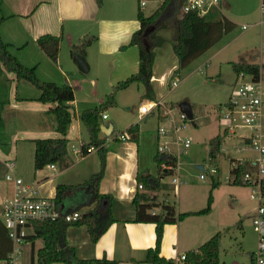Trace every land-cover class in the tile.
<instances>
[{"label": "crops", "instance_id": "obj_1", "mask_svg": "<svg viewBox=\"0 0 264 264\" xmlns=\"http://www.w3.org/2000/svg\"><path fill=\"white\" fill-rule=\"evenodd\" d=\"M150 1L152 0H147L144 6ZM227 3L226 0H222L221 10L214 12V14H219L221 12L227 20L233 23L222 11L223 7H227ZM138 8L143 12V6L140 7L138 5L136 9L135 0H102L101 5H98L96 0H0V36L2 39L4 38V42L9 45L11 44L10 47L14 50L18 49L23 51V49L29 47V50L33 52H30L28 55L29 62L25 61L26 59H22L19 54L18 57L26 64L33 62V66L36 69L37 63L43 60V57L38 52L36 39L44 34L62 35L58 54L59 57L57 60H63L64 65L57 66V71L59 73L54 70L51 71L52 77L57 79L53 81L49 79V82L56 83L61 79L62 81H60V83L62 84L66 82L70 83L74 95L70 107H74L76 102V89L85 91L87 84L90 83L92 86L97 87L101 83L107 90H110L115 83L126 79L137 71L139 63L138 48L136 45H129L128 43L131 34L139 28V22L136 17ZM257 24H259V21ZM165 31L169 32L167 29L159 31L164 39ZM168 35L170 39V32ZM88 40L90 44L85 49V54L83 56L84 66L81 68L78 63V58L82 55L80 53L72 54L71 48L74 45H80ZM122 46H126V48L121 49ZM161 47L155 49L151 77V86L154 96L151 98H161L166 101L165 96L168 92H164L165 84H167L169 75L177 71L178 68L176 55H172L171 52L170 54H167V52L160 53ZM40 51L42 50L40 49ZM256 56H254V54L251 55L252 58ZM260 74L263 79L262 72H260ZM174 79H177V82H179L177 77ZM135 84L137 85L135 89L141 91V85L139 83ZM131 85L128 87H131ZM93 92L96 93V89H93ZM151 98L142 97L140 104ZM103 99L104 98H100L99 101L102 102ZM168 103L172 104L171 102ZM53 106H51V108ZM138 107L136 113L128 112L122 117L117 112L113 113L108 124L103 123L104 119L109 118L107 113H104L106 115L105 118L101 117L100 119V127L105 126L108 128V131L105 132L100 128V136L106 139L104 144L106 154L104 173L99 182V191L104 194L112 195V213L115 221L109 225L107 230L95 243L89 241L88 233L84 226H71L68 228L66 235L67 242L75 249L76 256L79 258H107L109 260L118 261L119 264H152L146 263L144 258L147 249L155 246V224L151 222L132 221L134 218V205L132 200L136 194L143 191V189L137 188L138 183L136 181V175L140 172H148L151 175L157 174V167L154 161L155 153L147 148L142 141V126H140L137 142L125 140L123 138L126 136L125 129L129 125L139 121L141 122L149 117V120L152 119L156 121L157 118L155 116L141 118ZM75 118L77 128L81 131L80 124L82 122L79 119V114H77ZM191 123L194 124L193 121ZM73 125V122H71L67 131V136H69ZM220 137V134L216 137L217 142H214V148H219ZM86 142L87 141H85L82 136L78 138L79 145ZM239 143L238 149L236 148V150L242 151L241 156L229 158V172L232 162L245 164L247 167H250V170L254 169L252 160L255 153L249 148H245L241 138ZM79 145L75 152L76 155H79V159L75 162H70L67 154L63 164H54L53 168L48 165L39 170H34L33 168V150V154L31 155L32 171L26 178L31 176V178L35 179L34 181L30 180V182H25L36 184L39 194L42 196L52 197L55 185L58 183L56 179L76 163V165L84 163V161L89 159L92 153L96 151L93 148H89L87 154L82 156L79 153ZM246 151L251 153H246ZM4 155V158L0 159V205L11 191L10 184L3 179L4 166L1 162L8 157L6 154ZM95 164H98V169L94 170L90 167L89 171H86V174H88L86 176L88 177L84 178L83 181L99 170V160L94 162V166ZM153 165L156 167L155 172H152ZM61 166L63 167L58 170L57 167ZM21 170L20 166L16 164V173H20ZM44 170H49L52 174L42 175L41 173ZM228 179H230L229 176L227 177V180ZM232 181H234V177ZM161 182H163L165 186L168 185L167 182H164V176L161 177ZM213 184L212 186H215L218 183ZM171 185L173 186V184H170L172 188ZM173 189L179 191V184ZM160 191H163V194L165 193L164 189ZM160 191H158V193ZM73 196L72 194L70 199ZM73 199L69 205H71L72 202L78 204V198L75 200ZM192 199H194V197ZM162 200L169 203L168 193L164 195ZM196 200L198 201L196 205H193L191 201L182 203V205L178 204V208H175L176 213L195 212L203 209L207 204V199L203 196L200 198L197 197ZM253 209L254 206L248 211L250 221ZM212 211L213 208H210L206 213L186 215L175 223L164 224L159 256L172 261L171 263L164 264H175V259L179 254L197 249L215 233L220 232L221 225L213 219H210ZM240 215L241 213L238 212L233 222L237 223V227L244 232L242 219L239 218ZM252 232L256 237V245L254 244L253 247H249L247 241V246L245 247L243 237L239 240V251L230 246V251H227L222 258L219 246L218 264H251L252 254L257 247V236L254 230ZM242 234L244 235V233ZM239 237L240 236H235L234 239L237 240ZM41 247V239H34L31 241L25 240L20 245V259L22 264H36V252ZM245 249H247L248 252L247 258H245L243 252H241ZM4 261L6 262V259H4Z\"/></svg>", "mask_w": 264, "mask_h": 264}, {"label": "rangeland", "instance_id": "obj_2", "mask_svg": "<svg viewBox=\"0 0 264 264\" xmlns=\"http://www.w3.org/2000/svg\"><path fill=\"white\" fill-rule=\"evenodd\" d=\"M226 1L228 2L227 7H223L222 11L233 21L231 28L228 31H223L208 49L192 59L187 65L182 68L177 67V71L169 75L167 84H165L164 92H168L165 99L172 103L176 112H179L184 104L189 105L192 120L186 122L187 127L181 134L190 137L192 142L186 153L180 155L181 164L178 175L181 182L179 183V191H175L172 185V188L170 187L172 177L167 174L164 175V182L168 184L164 186L165 193L160 191L157 194L158 200L161 201L164 195L168 193L169 203L177 209L178 204L182 205V203L190 201L196 205L197 197L203 196L207 199L211 193L213 211L210 219L221 225L219 246L222 258L227 251H230V246L239 251V240L243 237L245 247L247 244L249 247H253L254 244L256 245V237L252 232L253 228L248 216V211L255 206V202L249 197V188L241 182L232 181L233 174L229 172V158L241 156L242 151L236 150L240 144L239 134L244 132L247 134L248 131L247 129H238L234 134H226L223 127L218 124V110L219 106L227 102L232 86L236 81L237 74L232 68L233 62L244 61L258 64L261 67L260 71L264 80V23L257 24L260 19L261 0ZM160 3L161 0L148 2L146 6H143L144 15H150ZM135 5L137 9L138 0H135ZM219 15L223 16L221 12ZM249 25L252 26L247 27ZM164 34L165 43L161 47L160 53L167 52L170 54L171 52L173 55L169 32L165 31ZM9 49L12 54L17 57L19 54L22 59L29 62L28 55L31 52L29 47L23 51L17 48L14 50L12 47ZM37 49L43 57L35 69L37 77L42 81L56 80L57 78L52 77L51 71L58 72L57 66L64 65V61L59 59L53 61L38 47ZM252 54L257 56L252 58ZM17 59L24 65L26 64L19 57ZM28 65L29 67L33 66V62L26 64V66ZM175 77L178 78L179 82L175 88L171 89L169 84ZM245 78L249 79V76H245ZM60 81L62 80H58L56 84L62 85ZM131 84V87H126L116 93L114 105L105 108L103 113H107L109 118L103 120L104 124H108L111 115L115 112L119 113L121 117L128 112L136 113L142 95L141 91L135 89L137 85ZM112 88L113 86L107 90L101 83L97 87L89 83L85 91L75 90L76 102L74 107L69 109L74 125L69 136H67L69 137L67 149L70 162L73 163L79 159V155L75 154L79 145L78 138L82 136L88 142L86 128L82 123L80 124L81 131L77 128L75 116L86 109L98 107L105 103ZM93 89H96V93L93 92ZM39 93V89L29 81L17 80L12 72L4 69L0 77V159L4 158V154L10 158H15L17 166L22 169L17 175L23 181L29 182L35 179L31 176L26 178L32 171L33 139L59 136L55 131L54 114L50 111L53 104L36 100ZM100 98H104L102 102L99 101ZM149 118L137 123L139 127L142 126L143 143L156 155V133L159 123L156 120H149ZM219 134L221 135L219 148H214V142H217L216 137ZM246 153L251 152L246 151ZM98 160L99 156L95 151L84 163L78 165L76 163V166L74 165L66 172L64 171L56 181L65 184L81 183L84 178L88 177L86 173L90 167L94 170L98 169V164L94 166V162ZM62 167H57V169ZM211 168H214L215 171L211 172ZM155 171L156 167L153 165L152 172ZM41 174L52 173L49 170H44ZM228 176L230 179L227 180ZM213 183L218 184L212 186ZM73 192H68L69 198ZM193 197L194 199H192ZM85 200L82 198V202L78 203H83ZM77 205L72 202L69 207L75 208ZM85 209L84 207L78 211L80 215ZM238 212L241 213L239 218L242 219L244 232L237 227V223L233 222ZM235 236L240 237L235 240ZM247 249L244 250L245 252L241 251L245 258L248 255ZM0 264H6V262L0 260Z\"/></svg>", "mask_w": 264, "mask_h": 264}, {"label": "trees", "instance_id": "obj_3", "mask_svg": "<svg viewBox=\"0 0 264 264\" xmlns=\"http://www.w3.org/2000/svg\"><path fill=\"white\" fill-rule=\"evenodd\" d=\"M184 0H162L160 5L148 16H145L140 8L137 10L139 28L134 31L129 40V45H136L138 48V69L126 79L113 85L112 91L107 95L106 102L98 107L89 108L79 114V119L86 128L88 142L79 145V153L84 156L89 148L97 151L99 156V170L93 173L88 179L78 184L55 185L54 200L56 207H62L64 212L80 211L86 208L75 221H66L64 217L58 216L54 219L34 220L29 224L26 240L41 239L42 247L36 252V264H119L118 261L107 258H79L75 249L71 247L66 239L67 230L71 226H84L88 233L89 241L95 243L98 238L107 230L110 224L115 221L112 213L113 197L99 191V182L105 168L106 148L105 137L100 136V119L107 106L115 104L116 93L128 87L131 83L141 85L142 97H153L151 86L152 69L155 58V49L165 43L160 30L167 29L170 32L171 45L177 58V67L182 68L192 59L208 49L211 44L222 34L228 31L232 22L224 16L214 12L206 16H199L195 12H187L180 15L181 6ZM101 5L102 0H96ZM217 16V17H216ZM62 35L44 34L36 39L38 47L45 55L53 61H57ZM90 41L80 45H74L71 53L85 54L86 47ZM10 45L5 43L0 36V77L4 69L12 72L17 80L29 81L40 93L36 100L42 103H51L54 106L50 111L54 114L56 126L55 131L59 134L54 138H35L33 168L43 169L50 164L61 165L68 154L67 131L72 122V114L69 110L70 103L74 99L73 89L70 83L58 85L49 81L40 80L35 72V67H28L22 64L15 55L10 52ZM126 48L122 46L121 49ZM236 74L245 72L254 79L260 76V66L247 62L232 63ZM139 124L133 123L125 129V140L137 142L139 137ZM154 161L157 167V174L151 175L148 172H140L136 175L138 184H142L143 191L136 194L132 200L134 205V218L136 222H151L155 224L156 240L155 246L146 251L144 261L152 264L171 263L169 259L159 256L160 242L163 226L166 223H175L190 214L206 213L211 208V193L207 198L206 206L195 212L176 213L174 205L158 200V191L164 189L161 177L170 173L169 170L162 171L161 165L173 164L175 159L167 155H155ZM250 170L245 164L233 167L230 173L233 174L234 182H240L241 173ZM214 185V184H213ZM74 191L71 199H68V192ZM85 197V198H84ZM74 198V199H73ZM79 202L75 208H70L72 199ZM82 202V201H81ZM152 209H158L151 214ZM220 233L217 232L197 249L186 252L184 264H218L219 262ZM12 243L7 235V230L0 221V260L7 259L11 251ZM252 262V261H251Z\"/></svg>", "mask_w": 264, "mask_h": 264}, {"label": "built area", "instance_id": "obj_4", "mask_svg": "<svg viewBox=\"0 0 264 264\" xmlns=\"http://www.w3.org/2000/svg\"><path fill=\"white\" fill-rule=\"evenodd\" d=\"M147 0H138L139 6L146 4ZM222 0H184L180 15L195 12L199 16H206L221 10ZM264 23V0L260 3L259 24ZM249 25L247 27H251ZM245 27V26H244ZM245 76H249L246 79ZM177 79L169 84L170 88L177 85ZM141 118L155 116L159 123L157 127V155H167L175 159L173 164L161 165L162 171L169 170L171 183L177 187L181 179L177 174L181 161L180 155L185 154L191 145V138L181 132L186 129L190 119L180 110L176 112L172 104L163 99H147L138 107ZM218 124L225 133L234 134L238 129H247L248 133L239 134L242 144L255 153L252 160L254 169L244 170L240 182L249 188V197L254 200L255 206L251 217V224L257 236V247L252 254L251 264H264V81L260 76L254 79L251 75L240 72L236 76L227 102L219 106ZM102 118L106 115L102 113ZM243 131V130H242ZM4 166L3 179L10 184V194L0 205V221L7 230L12 243L6 264H22L20 259V245L26 240L29 224L34 220L54 219L64 217L66 221H75L80 213L64 212L62 207H56L52 197L39 194L36 184L23 181L16 173V161L9 156L1 162ZM241 163L232 162L231 168ZM51 168L53 164L49 165ZM211 172L215 169L211 168ZM203 177L202 175L200 176ZM142 188V184H137ZM151 214L157 212L152 209ZM186 252L179 254L175 264H184Z\"/></svg>", "mask_w": 264, "mask_h": 264}, {"label": "water", "instance_id": "obj_5", "mask_svg": "<svg viewBox=\"0 0 264 264\" xmlns=\"http://www.w3.org/2000/svg\"><path fill=\"white\" fill-rule=\"evenodd\" d=\"M79 56H80V55H79ZM78 63L80 64V67H81V68L84 66V58H83V56H80V57L78 58ZM181 110L184 111V112L187 114V116H188V118H189L190 120H192V113H191V110H190L188 104H184V106H183V108H181ZM191 122H192V121H191ZM100 128H101L102 130H104V131H105V128H106L107 130H106L105 132L108 131V128L105 127V126H101Z\"/></svg>", "mask_w": 264, "mask_h": 264}]
</instances>
